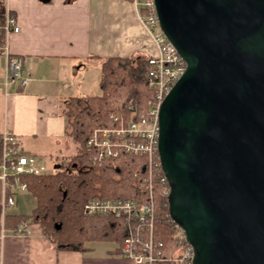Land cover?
<instances>
[{
    "label": "water",
    "instance_id": "95a60500",
    "mask_svg": "<svg viewBox=\"0 0 264 264\" xmlns=\"http://www.w3.org/2000/svg\"><path fill=\"white\" fill-rule=\"evenodd\" d=\"M154 4L187 66L158 112L169 218L192 264H264V0Z\"/></svg>",
    "mask_w": 264,
    "mask_h": 264
},
{
    "label": "crops",
    "instance_id": "0c3cea01",
    "mask_svg": "<svg viewBox=\"0 0 264 264\" xmlns=\"http://www.w3.org/2000/svg\"><path fill=\"white\" fill-rule=\"evenodd\" d=\"M6 6L20 29L11 35L9 49L27 59L31 81L25 88L5 90L0 57V132L12 131L22 151L36 156L39 140L58 135L66 125L56 114L60 106L93 95L77 79L80 71H88L85 62L92 57L100 71L102 60L139 57L153 44L136 19L132 0H0V10ZM29 227L28 236L14 234L4 229L0 217V264H131L122 257L99 260L57 249L38 224Z\"/></svg>",
    "mask_w": 264,
    "mask_h": 264
},
{
    "label": "trees",
    "instance_id": "16d2710c",
    "mask_svg": "<svg viewBox=\"0 0 264 264\" xmlns=\"http://www.w3.org/2000/svg\"><path fill=\"white\" fill-rule=\"evenodd\" d=\"M146 71V58L133 55L109 57L100 62L98 87L101 94L70 98L62 109L65 135L75 147L76 168L59 163L60 167L49 173L23 177L26 193L35 199V207L28 215H4V229L14 232L20 225L38 224L42 234L57 249L84 253L90 242H114L117 247L112 253L120 255L123 242L120 220L109 215L86 217L82 207L90 198L147 201L148 195L142 192L140 180L145 174V159L121 155L105 161L100 167L91 166L86 141L95 128L115 126L110 115L127 117L129 105L137 113L147 109L153 92L147 85ZM116 164L119 165L117 169ZM114 175H118V179ZM163 191V185L154 179L153 236L162 245V254L167 258L177 252L178 246L176 229L168 215L167 195ZM58 224L60 229L57 230Z\"/></svg>",
    "mask_w": 264,
    "mask_h": 264
},
{
    "label": "built area",
    "instance_id": "2783aa9c",
    "mask_svg": "<svg viewBox=\"0 0 264 264\" xmlns=\"http://www.w3.org/2000/svg\"><path fill=\"white\" fill-rule=\"evenodd\" d=\"M135 16L150 38L154 55L148 56L146 82L153 94L144 112L137 113L132 105L127 107L128 116L110 115L114 127L95 128L86 141L91 166H102L107 160L118 159L121 155L143 157L144 175L141 190L148 200L90 198L83 207L82 214L91 216H113L119 219L123 228V242L120 256L131 264H192L194 252L187 243L181 228L170 219L176 229L177 252L172 257H164L162 245L154 240V203L152 198L153 180L163 185L165 195L169 185L164 177L158 156V112L161 103L173 85L186 71V63L176 48L160 30L154 0H132ZM20 31L17 19L6 6L1 9L0 57L5 60L3 86L25 88L31 81L27 59L14 55L9 49L11 35ZM119 165H114L117 169ZM46 168L36 162V157L22 151L16 135L3 129L0 132V217L5 210L14 206V195L25 193V176L46 174ZM118 174V173H117ZM118 176V175H117ZM136 177V175H135ZM30 235L27 225H20L14 232Z\"/></svg>",
    "mask_w": 264,
    "mask_h": 264
},
{
    "label": "rangeland",
    "instance_id": "374dc122",
    "mask_svg": "<svg viewBox=\"0 0 264 264\" xmlns=\"http://www.w3.org/2000/svg\"><path fill=\"white\" fill-rule=\"evenodd\" d=\"M146 54H150L151 56L154 55L152 45L148 44L147 49L138 56L139 58H144ZM85 64L88 66V71H80L78 73L77 79L79 80V78H82L83 88L86 90V88L89 86L92 94L94 96H99L101 94V91L97 85V82L99 84L100 71L96 69L97 63L91 57L90 61L85 62ZM62 109L63 107L61 105L56 114L58 118H63V121L65 122V119L62 116ZM65 131L66 125L63 126L62 131L58 133V135L42 138V140H39L41 148L39 153H37V155L35 156L36 162L43 165L46 168L47 173L51 172L53 167L59 163H67L68 168H76V166L75 168L72 167L73 164L76 165L77 163L75 158H73V155L75 154V147L72 142L66 137ZM114 178L118 179V176L114 175ZM15 200L16 206L7 208L5 210V215H28L35 207V199L29 193H17L15 195ZM34 228L35 227H33V230ZM87 247L88 249L83 253V257L90 256L99 260L104 258H111L114 260L122 261L120 255L112 253L117 247L114 242L95 241L88 243Z\"/></svg>",
    "mask_w": 264,
    "mask_h": 264
}]
</instances>
